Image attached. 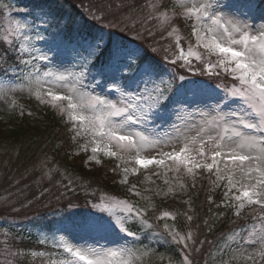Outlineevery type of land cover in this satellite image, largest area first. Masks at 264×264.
<instances>
[{"label": "snow or ice", "instance_id": "1", "mask_svg": "<svg viewBox=\"0 0 264 264\" xmlns=\"http://www.w3.org/2000/svg\"><path fill=\"white\" fill-rule=\"evenodd\" d=\"M147 8L148 20H155L161 29H170L166 32L168 37L175 35L178 54L174 53L171 59L167 54L162 57L170 67L149 58L140 45L111 40V34L102 29L93 34L66 35L51 10L40 8L35 15L23 14L32 15V20L10 18L8 28L0 36V44L6 49L0 56V96L17 89L27 90L41 103L58 108L65 121L72 124L69 130L74 133L73 140L91 137L89 160L96 163H100L101 153L118 159H123V153H135L136 165H156L164 169L165 176L173 173L180 189L186 187L181 172L194 178L197 170H214L216 186L226 180L222 203L233 209L234 215L240 217L246 207L258 206L251 223L233 229L226 235L225 243L257 246L255 255L264 259V0H171L167 7L163 0H149ZM256 13L261 23H256ZM176 19H183L191 27L195 44L189 43L187 49L181 47ZM136 23L133 19L132 24ZM152 35L149 30L148 36ZM136 38L142 37L137 33ZM41 42L43 48L38 46ZM151 51L156 53L157 49L153 47ZM164 51L167 53V49ZM8 55L15 57L10 64ZM62 57H70L71 70L42 71L47 65L41 62L51 63ZM193 60L203 67L194 65ZM177 67L210 78L223 74L231 83L213 85L205 80L186 79L177 74ZM105 86L104 94H93L95 87ZM117 94V99L110 98ZM15 103L13 100L12 105ZM173 117L180 121L179 125H170L175 135L161 136L152 126L156 119ZM193 130L194 135L185 134ZM173 140L180 142L178 151L175 147L162 151L159 158L141 155ZM81 149L88 151L87 145ZM121 171V183H127L128 174H135L138 169ZM164 183L169 181L165 179ZM128 191L140 196L135 185ZM169 193H174L171 185L163 195ZM92 207L100 214L89 213L80 220L62 219L51 236L41 234L43 238L37 243L49 246L51 251L13 248L12 241H23V237L6 239L4 255L11 257L6 264H25V258H40L45 264H136L139 250L127 247V241L123 245L117 241L139 238L129 222L153 228L145 217L147 209L115 197ZM169 215L162 213L163 217ZM165 231L172 242L182 246L178 264H191V253L186 251L188 241L193 239L191 232L182 235L167 225ZM57 232L66 235L57 236ZM109 237L113 238L111 246ZM195 250L199 252L200 248ZM247 259L258 264L251 253ZM27 264H34V259H28ZM221 264L229 262L221 260Z\"/></svg>", "mask_w": 264, "mask_h": 264}, {"label": "trees", "instance_id": "2", "mask_svg": "<svg viewBox=\"0 0 264 264\" xmlns=\"http://www.w3.org/2000/svg\"><path fill=\"white\" fill-rule=\"evenodd\" d=\"M148 2L149 0H18V8L33 15L40 8L51 10L69 36L77 33L93 34L102 29L104 33L111 34V40L123 39L125 42L137 43L146 50L149 58L154 57L161 66L167 68L170 65L162 59L167 54L164 49L171 48L173 53L178 54L175 37H168L166 29H161L155 20L147 19ZM226 2L239 3L240 0ZM163 3L167 7V0H163ZM29 16L32 20V15ZM4 19L0 9V22ZM133 19L137 20L135 25L132 24ZM174 24L183 33L181 47L187 49L185 41L190 39L189 26L182 19H176ZM126 27L131 30L125 31ZM149 30L153 32L150 37ZM137 33L142 38L137 39ZM156 38L162 40L161 48L153 53L152 43ZM5 51V46L0 44V56ZM14 60L15 57L7 56L8 64ZM193 64L203 67L196 61ZM183 69L178 67L177 74L190 79L192 74L182 72ZM222 76L228 80L223 74ZM26 107L16 105L10 115L0 114V264H6L11 259L4 255L6 239L23 237V241H12L13 248L51 251L49 246L37 243L43 238L42 233L51 236L57 222L62 219L72 221L86 217L92 213V205L112 191L124 198L138 200L142 195H130V185H135L139 192L144 190L150 197L149 209L147 199H144L147 209L145 215L150 210H163L171 214L172 222L181 234L182 229L194 228L195 246L200 251L193 249L192 264H218L227 259L238 242L227 241L226 244V235H230L233 229L251 223L252 216L258 212L257 206L247 207L237 217L233 209L221 206L222 191L213 183V172L204 170H197L194 178L181 172L179 175L186 187L180 189L172 183L174 193L166 196L163 193L169 186L162 187L159 183L147 181L142 171L127 184H120L116 180L120 171L116 159L103 157V163L98 167L87 168L83 165L82 160L87 154H76L75 151L85 143L86 136L73 140L74 133L69 130L72 124L65 121L64 114H57L49 105L33 101ZM43 160L49 162L43 163ZM69 180L72 181L70 185ZM158 192L161 194L157 195ZM188 216L192 219L189 220ZM159 223H151L154 225L152 230L160 229ZM137 229L141 231L140 226ZM152 230L147 228L142 236L150 240L149 234H154ZM162 234V239L154 234L151 244L157 250L166 252L170 261L178 263L182 246L172 242L163 230ZM201 241L205 243L201 245ZM28 259H34V264H45L40 258H25V264ZM261 263L262 261L258 264Z\"/></svg>", "mask_w": 264, "mask_h": 264}, {"label": "rangeland", "instance_id": "3", "mask_svg": "<svg viewBox=\"0 0 264 264\" xmlns=\"http://www.w3.org/2000/svg\"><path fill=\"white\" fill-rule=\"evenodd\" d=\"M164 1H166V0H164ZM152 2H155V0H152ZM169 3H171V0L168 1L167 5H169ZM17 4H18V0H0V5H7L8 6L7 9L0 7V9H3L4 14L7 12V15L5 14L4 21L0 22L1 23V25H0V36H2L5 32V30L8 28V21L10 18H17V19L27 18L28 20H31L30 16L23 17L24 13L17 7ZM149 13H150V10L148 8H146V15H148ZM255 16H256V23H261L262 21L259 18V14L256 13ZM189 24H190V22H189ZM166 31H170V29H166ZM177 34L180 35L182 38L183 33L178 32ZM174 37H175V35H174ZM153 41L150 42V46H151V43L153 42L152 43L153 47H155L156 49H160L161 48L160 42L162 40H159V38H156ZM185 42H186V45L188 46L189 42H187V41H185ZM163 43H165V42L163 41ZM194 44H195V42H194ZM133 45H139V44L134 43ZM38 46L41 48L44 47L42 42L40 44H38ZM201 51H203V50L201 49ZM173 54H174L173 50L171 48H169L167 50V55L170 59L173 56ZM49 55H51V54H49ZM164 55H166V54H164ZM193 61H195V60H193ZM41 63L44 65H47V67L42 68V71H46L49 69H51L52 71H63L65 68H69V70H71L70 64L72 63V61L70 60V57H62L59 60H53L51 63H49V62H41ZM181 71L184 73H189V72H187L186 69H183ZM190 74H192L190 79L205 80V81H208L209 83H211L213 85L215 83H220L222 81L225 84L231 83V80L227 77L226 78L228 80H225L223 78L222 74L219 77H211V78L209 76H206V75H205V77H202L201 75H199V73H196L195 75H193V73H190ZM96 79L98 80L99 78L97 77ZM186 79H187V77H186ZM13 82L14 83H21L20 80H13ZM86 83H91V82L86 81ZM61 91H63V90H61ZM105 91H107L106 86L105 87H95L93 94H97V93L104 94ZM117 97H118V94L111 96L110 98L111 99H117ZM13 100H15V102H16L14 106L12 105ZM19 101H26V102L33 101L35 103L46 104V103H41L40 100H38L34 95L30 94L29 91H27V90L21 91L20 89H17L15 92H10L6 96H0V114L10 115L12 113V111L14 110L15 106L17 105V102H19ZM47 105H49V104H47ZM50 108L55 110L57 112V114H61L58 108H53L51 106H50ZM195 119L198 120L199 117H196ZM171 124L179 125L180 121L175 119L174 117L171 119L166 118L164 121H161L160 119H156L152 126L156 127L157 133L161 136L165 133L175 135L173 129L170 127ZM183 131H184L183 128H181V132H183ZM185 134L186 135H194L195 131L193 130V131L187 132ZM90 139H91V137L86 136V141H85V143L82 144V146L87 145L88 151H84L81 148L79 151H81L83 154H87V157L84 160L85 166L86 165L87 166H99L101 164L102 158L106 157V156H104L103 153L99 154L98 159L100 160V163H96L93 160H89V156L92 155V153L90 151V149L92 147V144L90 143ZM174 147H175V150H177V151L179 150L180 142L178 140H173V141H169V142H162L159 145H157L155 148H151V149L146 150L141 155L145 158H152V157L159 158L160 152L172 151ZM113 150H115V149H113ZM121 155L123 156V159H118L116 157H107V158L116 159L118 164H119V170H120L119 175L118 174L116 175V173H114V175H116V180H118V183L127 184L128 181L131 178H133V176H135L138 172L142 171L144 174V177L146 178L147 181H154V183H156V184L159 183L160 186H162V187H168V186L172 185V183H174V186L177 185L176 180L173 178L174 177L173 173L169 172L168 175L165 176L164 169L160 168L156 165H149L147 168L136 165L135 159H134L135 153H123ZM45 162H49V160H43V163H45ZM123 168H128L130 170L132 168L138 169V171L135 174H132L131 172L128 174L127 183H121V181L123 179V174H122L121 170ZM42 170L44 171L43 168H42ZM147 171H150V172H147ZM156 173H159V175H157ZM215 178H216V175H215ZM165 179H167L169 181V184L164 183ZM222 182H224V184H226V180L222 181ZM219 183H221V182H219ZM131 186L132 185H130L129 188ZM226 190L227 189L225 188V191ZM233 191L235 192L236 190L233 189ZM132 193H134V192H129L130 195ZM236 194H239V193L236 192ZM140 195H142V196L138 200H136V199L132 200L130 197L124 198V197L120 196L117 192L112 191V192L102 196L101 199L95 204H106L109 202L110 198L115 197L117 199L128 200V201L136 204L137 207L146 208V206L144 204V199H142V197H147L148 198L147 199L148 209L151 208L149 206L150 205V202H149L150 197L148 195H146V192H144V190L142 192V190H141ZM230 195H231V193H230ZM224 198H225V196H224ZM163 212H165V211L154 209V210H150L149 213H147L145 215L146 219L148 220V223H150V224L151 223L153 224V222H157V221L160 222L159 223V224H161V225H159L160 229H158V228H156V230H152L153 228L149 229L150 231L152 230L154 232V234H157L159 239L163 238L162 230L165 231V225H167L169 229L175 228L177 231H179L177 229V227L175 226V224L172 222L171 214L168 217H163L162 216ZM92 213L100 214L99 210L95 209L93 207H92ZM104 215H107V213H104ZM137 226H140L141 229L143 228V226L140 225L139 222H137V221L129 222V227L131 228V230L138 232V237H139L138 239H134L131 237H124L122 240L117 241L121 245H123L125 243V241H127V247H131L133 249L139 250L136 252V257H137L136 264H158L159 262L164 263V264H178L177 262L170 261L169 260L170 256H168L166 252L157 250L151 244V242L153 243L152 238H153L154 234H152V233L149 234L150 240L145 239L142 235H143V232H145V230H147V228H143L142 231H139L137 229ZM182 232H183L182 235H187L189 232H191L192 237H193L192 240L188 241L189 248L186 250L187 252L191 253V255L189 256V259H190L191 264H192L191 259L194 256L193 249L197 247V246H195V243H193L194 237H195L194 228L192 227V228L185 229V230L182 229ZM56 235L57 236L66 235V233L57 232ZM112 239L113 238H111V237L108 238L109 246H111L110 242L112 241ZM102 242H104V241H102ZM256 247L257 246H247V245L241 247V245L238 243L230 251L228 258L225 259L224 261H228L229 264H253L252 260L247 259V254L251 253L254 256L255 261H257L258 263L262 261L261 264H264V259H261V257L255 255ZM180 254H181L180 257L178 258L179 261L182 258L181 249H180ZM234 256H235V258H234ZM118 259L119 258H117V260ZM218 264H221V263H218Z\"/></svg>", "mask_w": 264, "mask_h": 264}]
</instances>
